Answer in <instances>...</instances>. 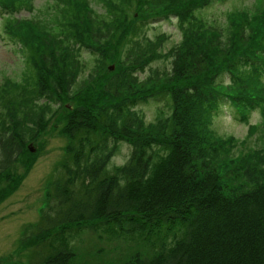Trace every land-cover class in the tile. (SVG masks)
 I'll use <instances>...</instances> for the list:
<instances>
[{
    "label": "trees",
    "instance_id": "16d2710c",
    "mask_svg": "<svg viewBox=\"0 0 264 264\" xmlns=\"http://www.w3.org/2000/svg\"><path fill=\"white\" fill-rule=\"evenodd\" d=\"M212 1L151 0L150 14L134 18L123 10L114 18L109 7L106 22L93 21L87 3L68 0L57 33L34 36L47 49L21 48L32 79L0 88V179L29 153L51 104L68 115L38 217L20 229L29 264H96L72 245L81 233L138 241L141 248L116 264H264V24L255 18L248 33L215 29L199 12ZM17 7L0 0L2 14ZM164 17L180 31L166 52L163 35L138 32ZM82 47L101 71L72 90ZM146 102L167 111L146 122L137 111ZM252 110L261 117L247 138L258 133L257 147L224 141L213 129L219 115L247 122ZM120 141L130 144L129 156L109 166Z\"/></svg>",
    "mask_w": 264,
    "mask_h": 264
},
{
    "label": "rangeland",
    "instance_id": "374dc122",
    "mask_svg": "<svg viewBox=\"0 0 264 264\" xmlns=\"http://www.w3.org/2000/svg\"><path fill=\"white\" fill-rule=\"evenodd\" d=\"M1 1L5 4L14 3L18 7L9 14L0 12V88L9 82L25 84L27 79H32L28 75L30 68L24 64L25 53L21 48L31 42V45L38 46V49H47L44 47L49 45H43L44 42L38 41L34 36L45 34L43 31L57 33L59 30L57 19L66 7L65 2L68 0ZM78 1L87 3L94 10L93 21H109L112 15V12L108 10L109 7L114 11L112 16L114 18L119 17L122 10L130 18H134V15L137 14L139 16L150 14V11H145V7L151 0ZM159 9L160 7L154 6L151 11H159ZM199 12L206 22L209 24L211 22L215 29H220L222 32L240 28L248 33V22H252L255 18V24H264V0H213ZM175 21V18L170 17L147 20L138 30L139 36L154 40L156 36L163 35L161 48L162 45L167 48L163 50L166 52L169 50L168 47L180 39V31ZM111 26L114 28L115 24H111ZM122 29V25L117 29L114 28L116 32L122 31ZM259 31L261 35L264 29L259 27ZM11 38H16V41L13 42ZM257 39L261 40L262 36ZM64 43L72 46L71 42L65 41ZM261 51L264 52V50ZM75 57L84 67H82L83 72L75 76L72 90H76L82 83L85 84L90 80L91 75H96L101 71L98 70L101 61L96 56L84 53L83 47L81 55H75ZM164 62L165 60L162 59L155 60L153 67H161ZM110 65L105 64V67L113 70L114 67L110 69ZM147 72L149 69L140 73V80L146 78ZM96 82L92 80L90 84L94 85ZM154 85L153 82L146 88L150 89ZM66 102L67 100L64 103ZM57 107L58 105L53 103L50 105L51 109L44 112L48 122L37 131L35 140L29 143L32 145V150L28 147L29 153L27 152L13 165L9 172L13 176L9 178L6 175L0 179V186L5 187L0 190V264H29V252L32 250L20 244L18 238L22 225L37 219L38 209L46 193V183L54 168L59 166L58 163L63 154L65 144L63 128L68 115L65 113L67 110H59ZM160 110L167 111L161 104L152 102L141 103L137 107V111L143 115L146 122L154 121ZM260 117V112L255 110L250 112L247 122L236 121L229 115H219L213 120V129L224 141L237 139L241 142L243 139H247L248 142L245 145L254 144L257 147L255 139L258 138V133L255 138H247V131L249 125L258 122ZM130 150L131 146L127 141L117 143L112 152L109 166L123 164L128 158ZM8 179L10 180L8 181ZM72 245L77 249L87 251L96 264H108L109 261H112V264L119 263L127 259L135 249L141 248L138 241L131 242L122 237L103 238L86 233L74 237ZM96 248L104 251L103 256L99 257L95 254Z\"/></svg>",
    "mask_w": 264,
    "mask_h": 264
},
{
    "label": "water",
    "instance_id": "95a60500",
    "mask_svg": "<svg viewBox=\"0 0 264 264\" xmlns=\"http://www.w3.org/2000/svg\"><path fill=\"white\" fill-rule=\"evenodd\" d=\"M113 68V66H110V69H112Z\"/></svg>",
    "mask_w": 264,
    "mask_h": 264
}]
</instances>
